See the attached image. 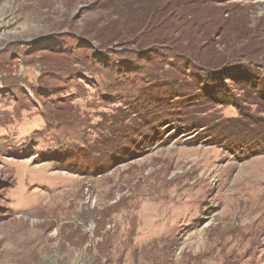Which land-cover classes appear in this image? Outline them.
<instances>
[{
    "label": "rangeland",
    "instance_id": "obj_1",
    "mask_svg": "<svg viewBox=\"0 0 264 264\" xmlns=\"http://www.w3.org/2000/svg\"><path fill=\"white\" fill-rule=\"evenodd\" d=\"M112 241L264 264V0H0V264Z\"/></svg>",
    "mask_w": 264,
    "mask_h": 264
},
{
    "label": "crops",
    "instance_id": "obj_2",
    "mask_svg": "<svg viewBox=\"0 0 264 264\" xmlns=\"http://www.w3.org/2000/svg\"><path fill=\"white\" fill-rule=\"evenodd\" d=\"M106 254L94 257L91 262H85L82 250L72 251L71 255L64 261L68 264H134L137 259H134L130 252H126L119 246V242L109 243L106 247ZM92 259V258H91Z\"/></svg>",
    "mask_w": 264,
    "mask_h": 264
},
{
    "label": "trees",
    "instance_id": "obj_3",
    "mask_svg": "<svg viewBox=\"0 0 264 264\" xmlns=\"http://www.w3.org/2000/svg\"><path fill=\"white\" fill-rule=\"evenodd\" d=\"M173 8H172V10L174 11H172V13L171 14H169V16H170V18H173L174 16L173 15H176V14H174V13H176V12H179L180 14L179 15H185V14H187L188 12H189V10H188V8H186L185 6V9L183 8V7H180L179 5H176V6H172ZM180 7V8H179ZM176 11V12H175ZM177 17H178V15H176ZM177 17H175V18H177ZM175 18H173L170 22H169V27L170 28H172V29H179V30H181L182 31V24L181 23H178L177 22V19H175ZM199 23V22H198ZM209 25L210 24V22L208 21V22H205V25ZM169 36H167V38H168ZM167 38H165V39H167ZM172 39H174V38H172V37H170L169 38V40L172 42ZM185 50H189V49H195V44H189L188 46H184L183 47Z\"/></svg>",
    "mask_w": 264,
    "mask_h": 264
},
{
    "label": "built area",
    "instance_id": "obj_4",
    "mask_svg": "<svg viewBox=\"0 0 264 264\" xmlns=\"http://www.w3.org/2000/svg\"><path fill=\"white\" fill-rule=\"evenodd\" d=\"M91 228H92V226L89 225L88 229H91ZM58 264H68V263H66V262H60V263H58Z\"/></svg>",
    "mask_w": 264,
    "mask_h": 264
}]
</instances>
